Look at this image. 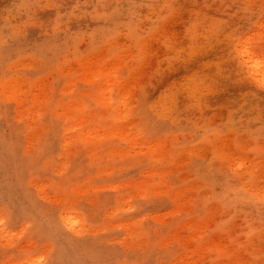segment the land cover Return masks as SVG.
Returning <instances> with one entry per match:
<instances>
[{"label":"rangeland","instance_id":"374dc122","mask_svg":"<svg viewBox=\"0 0 264 264\" xmlns=\"http://www.w3.org/2000/svg\"><path fill=\"white\" fill-rule=\"evenodd\" d=\"M218 7V0H0V68L21 74L17 91L0 99V264L226 259L220 250H231V239L219 221L229 215L201 218L212 189L196 177L211 152L171 124L200 109L226 114L264 76V66L246 65L257 79L237 83L239 59L218 68L215 49L194 47L226 18ZM61 37L81 53L111 40L121 55L109 59L108 45L103 55L73 60L70 75L49 74ZM233 169L235 236L248 230L245 213L258 219L264 208V157L237 152Z\"/></svg>","mask_w":264,"mask_h":264},{"label":"clouds","instance_id":"9594fccd","mask_svg":"<svg viewBox=\"0 0 264 264\" xmlns=\"http://www.w3.org/2000/svg\"><path fill=\"white\" fill-rule=\"evenodd\" d=\"M217 0H214V3ZM220 7L217 11H222L225 19L214 22L210 31L201 33L203 40L194 47L207 52L215 49L212 55L217 56L221 65L239 59L238 70L235 71L236 82L247 83L250 79L256 80L248 68L251 61L255 60L264 66V0H218ZM24 25H20L18 35H24ZM107 31V29H104ZM66 35H69L66 33ZM61 48L62 56L57 55L52 64L51 72L63 75L73 60L79 62L85 55H103L107 47L108 58L119 57L121 55L120 46L113 41H101L91 50L81 53L78 47L65 40ZM59 47V46H57ZM247 49L244 56L239 53ZM135 59V57H133ZM82 74H86L88 68L81 64ZM21 74L18 70H13L11 66L0 68V99L9 93L17 91ZM264 76L257 81V87L244 93L235 105L230 106L228 112H217L212 110L205 113L200 109L198 116H173L171 124L175 126V134L183 136L193 147L201 145L211 152V159L207 161V170L196 179L202 180L206 187L212 189V195L203 199V216L215 220L216 217L229 215L227 221L220 220L223 231L231 239V250H220L226 259L219 256L213 264H264V208L261 209L257 218L243 215L245 228L235 236L232 235L235 221L241 217V210L237 207L240 202L236 197L230 195L227 184L234 173L233 161L237 152L252 151L264 157ZM186 120L187 122H183ZM162 131H169V127L164 125ZM252 147L249 148L248 144ZM235 146V148H233ZM197 155V153H193ZM203 159V157H201ZM221 189L216 191V189ZM232 209H236L233 211ZM212 248L209 251H214ZM194 264H206L205 261L194 262Z\"/></svg>","mask_w":264,"mask_h":264},{"label":"bare ground","instance_id":"6f19581e","mask_svg":"<svg viewBox=\"0 0 264 264\" xmlns=\"http://www.w3.org/2000/svg\"><path fill=\"white\" fill-rule=\"evenodd\" d=\"M253 61V63H252V65H251V67L254 69H256L257 70V68H259L260 67V64L259 63H257L255 60H252ZM240 164V163H239ZM262 192V191H261ZM263 194V195H262ZM261 195L262 196H264V190H263V193H262Z\"/></svg>","mask_w":264,"mask_h":264},{"label":"snow or ice","instance_id":"6c2138e0","mask_svg":"<svg viewBox=\"0 0 264 264\" xmlns=\"http://www.w3.org/2000/svg\"><path fill=\"white\" fill-rule=\"evenodd\" d=\"M244 52H245V54L247 53V49H244ZM262 83H264V81H262Z\"/></svg>","mask_w":264,"mask_h":264}]
</instances>
